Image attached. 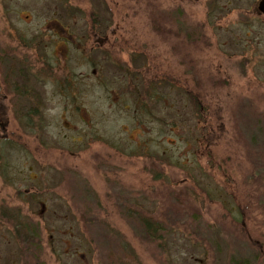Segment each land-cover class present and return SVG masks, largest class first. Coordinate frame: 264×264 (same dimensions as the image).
Wrapping results in <instances>:
<instances>
[{
	"label": "rangeland",
	"instance_id": "obj_1",
	"mask_svg": "<svg viewBox=\"0 0 264 264\" xmlns=\"http://www.w3.org/2000/svg\"><path fill=\"white\" fill-rule=\"evenodd\" d=\"M259 1L0 0V264H264Z\"/></svg>",
	"mask_w": 264,
	"mask_h": 264
},
{
	"label": "trees",
	"instance_id": "obj_2",
	"mask_svg": "<svg viewBox=\"0 0 264 264\" xmlns=\"http://www.w3.org/2000/svg\"><path fill=\"white\" fill-rule=\"evenodd\" d=\"M188 38L190 39V35H188ZM5 57L10 60V63L13 65V68H14V66H16V60H17V58H20L19 55H13L11 57V59H10L9 56H5ZM3 63L5 64V62H3ZM34 70H37V69H34V68H32V69L31 68H26L23 77H25V75H27V72L28 71H31V72L33 71L34 72ZM21 71H22V68H21ZM21 71L19 72V70L17 69V66H16L13 70L10 71L12 73V78H14L16 76L18 78V80H21V82H23L24 80H27L26 78L21 77V75H20L21 74ZM43 72L44 71H42L41 74H40V76H39L40 77V80H41V76L43 75ZM8 73H9V71H8ZM8 75L11 76V74H8ZM7 82H8V80H6V83ZM15 86H18V83H15V85H14L13 88H15ZM19 86H20V90L17 91V93H16L17 94V97H18V94L20 95L19 92H21V90L25 91L24 88H23V86H21L20 82H19ZM162 86L163 85H159V88H161ZM180 88L183 91L186 90L185 87H183V85ZM157 93H155L154 91H152L150 93L149 90H146L144 94H145V98H149L150 101L151 100L152 101L153 100H155V101L159 100L160 102H162V98H157L158 97L157 96L158 95ZM201 96H202L201 92H197V90H196V94L195 95L189 94L188 97H189V100L191 101V103L193 105L192 108L194 110L195 115H198L199 114L200 117H203L204 115L200 111V110H202L204 108L203 103L200 102L201 101L200 100ZM22 97H25L26 98L27 96L22 95ZM36 101H37V104H36V106H34V108H33L34 110L35 109H40V106H41V104L43 102V99L40 98V99H37ZM16 104L18 106V110H21V108L23 110H28L23 104H21V102L16 103ZM134 105H135L134 106V109L136 107H141V109H138V111H140V113H141V115H139V116L153 118L152 113H150V110L147 108V106L143 104L142 96H139V94H136V96H135ZM125 109L127 110V108H125ZM29 110H31V109H29ZM38 113H39V111H37V110H35V111H27L25 113H22L23 115H25L27 117L25 120L27 121L28 126H32V121H31L32 114H33V117H35L36 115H38ZM133 116L139 117L138 114H134ZM113 146L114 147H118L119 144L118 143H114ZM143 214L144 213H142V212L136 214V219H138L139 223H141L142 230H143V233H144V237L146 238V240H149L151 242L157 243L158 246H163V243L162 242L164 240V234L163 233L161 234V233L158 232V230H160L159 224L156 223V222H154V219L151 216H148V215L146 216V215H143ZM164 232H165V234H168V232H166V231H164ZM122 263L123 262H119L118 264H122ZM231 264H249V263L247 261L239 260V258L235 257L234 259L232 258Z\"/></svg>",
	"mask_w": 264,
	"mask_h": 264
},
{
	"label": "flooded vegetation",
	"instance_id": "obj_3",
	"mask_svg": "<svg viewBox=\"0 0 264 264\" xmlns=\"http://www.w3.org/2000/svg\"><path fill=\"white\" fill-rule=\"evenodd\" d=\"M63 27V26H62ZM45 37H49V34H47ZM20 93V96H22V95H31V93H27L26 94V92L24 91V93H22L21 94V92H19ZM17 95V94H16ZM18 96H19V94H18ZM37 99H35V101H33V99H31V100H27V103L26 104H24V106L27 108V109H33L34 108V106H36V104H37V101H36ZM17 105V104H16Z\"/></svg>",
	"mask_w": 264,
	"mask_h": 264
},
{
	"label": "water",
	"instance_id": "obj_4",
	"mask_svg": "<svg viewBox=\"0 0 264 264\" xmlns=\"http://www.w3.org/2000/svg\"><path fill=\"white\" fill-rule=\"evenodd\" d=\"M257 10L260 14L264 15V0H260L257 5Z\"/></svg>",
	"mask_w": 264,
	"mask_h": 264
}]
</instances>
